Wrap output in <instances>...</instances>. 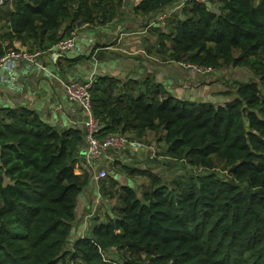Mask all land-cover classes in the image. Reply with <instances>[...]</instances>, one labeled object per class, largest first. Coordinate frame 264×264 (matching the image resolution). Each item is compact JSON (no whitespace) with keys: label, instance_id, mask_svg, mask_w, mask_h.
Segmentation results:
<instances>
[{"label":"trees","instance_id":"trees-1","mask_svg":"<svg viewBox=\"0 0 264 264\" xmlns=\"http://www.w3.org/2000/svg\"><path fill=\"white\" fill-rule=\"evenodd\" d=\"M131 2L5 0L0 58L17 50L13 42L37 52V59L77 32L98 35L119 31L125 18L133 26L142 20L155 35L160 64L148 55L106 53L114 36L95 37L87 54H64L56 66L62 71L84 58L95 67L80 80L91 82L99 136L140 140L152 131L163 141L165 159L200 172L165 180L135 160L130 164L131 156L117 159L148 184L136 189L128 175L117 179L124 172L115 166L98 182L115 205L71 241L77 198L91 181L81 154L84 128L57 126L27 104H3L0 264H264V0ZM137 61L138 74L129 72ZM241 68L252 78L231 79L215 96L195 97L209 86L198 80L202 70L219 82L221 70Z\"/></svg>","mask_w":264,"mask_h":264},{"label":"crops","instance_id":"crops-1","mask_svg":"<svg viewBox=\"0 0 264 264\" xmlns=\"http://www.w3.org/2000/svg\"><path fill=\"white\" fill-rule=\"evenodd\" d=\"M103 31L109 32L107 29H104ZM103 31L98 35L90 29H86L79 33L77 32L75 34L74 46L70 50L61 53H58V51L54 53L53 50L41 54L38 58H41L42 62L37 61V59L36 63L23 59L12 60L15 63V70L17 73L10 78L7 84L3 82L5 86L0 83L3 86L0 85V104H27L30 107L36 108L49 122L57 126L59 124L66 126L71 124V121L75 120L78 121L76 124L80 126L79 120L81 121L83 119L80 108H78L76 104H73L74 106L71 107V104L68 103L64 95L62 82L73 80L82 81L83 78L87 77L86 74L89 73V69L95 70V67L90 66L89 62L82 58L76 66L65 67L66 65H63L64 67L62 68V71H60L56 66V60L63 57L62 55L64 54V56L68 58L87 54L91 46L90 44L95 40V37L106 39V37L102 36ZM114 45L109 46L106 53L113 52ZM13 46L17 48V50H25L20 46L19 42H13ZM104 70L105 72H109V69L107 68ZM130 71L131 69L129 72ZM92 72L93 71L91 70L90 73L92 74ZM19 73L24 77L23 81L18 80ZM88 76H90V74ZM81 154L84 155L87 162L88 159L85 154ZM127 156L129 155L124 153L109 154V158L101 156L100 158L95 159L94 165L97 169L101 167H111L114 163L113 161L117 158L120 159V162L123 160L127 161ZM87 163V167H89V160ZM136 166H142V164H136ZM90 170L91 181L77 198L75 223H73L71 230L73 238H71L70 233L71 241L77 237L85 235L94 222L105 219L109 208L114 206L113 203H109V201L114 200L113 198L108 199L101 195L98 185L99 179H96L94 171L92 169ZM122 177H124V173H119L117 179H121ZM129 181L130 179L128 178V182ZM107 253L111 256H115L116 254L114 251H108Z\"/></svg>","mask_w":264,"mask_h":264},{"label":"rangeland","instance_id":"rangeland-1","mask_svg":"<svg viewBox=\"0 0 264 264\" xmlns=\"http://www.w3.org/2000/svg\"><path fill=\"white\" fill-rule=\"evenodd\" d=\"M126 1V0H125ZM128 3L132 5L131 0H128ZM129 16L131 17V13H129ZM159 18H163V16H160ZM139 25L133 26L132 25V19L131 18H125L122 23V28H120L119 31L111 30L109 32L103 31L102 36L106 37V39H112L114 36H117L118 42L114 45V54H122L125 56H139L140 59L143 58L144 55H148V57L155 58L154 60H150L149 62L153 63H161V57L160 53H157L156 45H155V35L151 34L149 28L147 26H143L141 22L142 20L138 21ZM148 49L150 51H148ZM37 61L42 62L41 58L37 57ZM137 64L131 69L132 73L138 74L136 71V67L140 65V62L137 61ZM154 64V63H153ZM163 64V63H162ZM156 65V64H155ZM69 66V65H68ZM73 67V65L71 66ZM154 67V66H153ZM152 67V68H153ZM154 69V68H153ZM201 70V69H199ZM170 71V69L168 70ZM208 71V70H205ZM200 75L199 81L203 82H209V86L205 88V91H202L200 95H196L198 99L200 98H206L208 97V94L211 96H215L214 93H218V89L220 88V84H228V86L231 84V79H240V80H247L252 78V75L245 69H229V70H221L218 73V78L220 79L219 82L216 80V74L214 72H205L202 70ZM23 76L19 73L18 80L23 81ZM20 81V82H21ZM4 86L5 84L1 81ZM2 84H0L2 86ZM186 85H190V83H186ZM261 92L264 93V82L259 83ZM3 87V86H2ZM65 98L67 100L66 93L64 91ZM1 98V97H0ZM69 104H71V107L75 105L72 101L67 100ZM74 104V105H73ZM1 106V104H0ZM9 106H12L9 105ZM54 118V116H53ZM157 136L152 131H147L146 135L142 138H140V141L144 143V148L141 150L140 154L138 155L137 152H128L129 155H131V162L130 164L134 163L133 157H136V159L140 162L138 164H143L142 166H139V168H144V166L150 167L153 169V171L157 172L163 179L167 180L172 175H175L177 173H188L189 175H193L194 172H200V169H197L193 166H190L184 162L181 161H174L172 159L164 158V144L163 141L158 138L156 140ZM154 151L155 158L153 160H150L148 155ZM134 153V154H133ZM118 160H115L113 165L111 167H105L107 174L111 173L113 170H115V166L119 165L120 163H117ZM129 164V165H130ZM135 165V164H134ZM133 166V165H132ZM121 169V166H120ZM190 169V170H189ZM122 172H124V175H128L133 181L130 180L129 183L134 186L136 189H140L144 184H148V181L140 174L136 173H130L128 174L127 171L125 172L124 169H121ZM109 203H113L115 205V200L109 201ZM75 223V220L73 221ZM71 238L72 232H71ZM112 252L114 250H111Z\"/></svg>","mask_w":264,"mask_h":264},{"label":"built area","instance_id":"built-area-1","mask_svg":"<svg viewBox=\"0 0 264 264\" xmlns=\"http://www.w3.org/2000/svg\"><path fill=\"white\" fill-rule=\"evenodd\" d=\"M5 0H0V7ZM202 1V0H199ZM75 43V34H72L63 40L59 41L54 46V52L61 53L70 50ZM37 52L29 53L26 50H9L5 55L0 58V65L6 63L7 61L15 59H23L29 62L36 63ZM63 89L66 93L67 100L72 101L80 108L83 119L80 121V126L84 128L86 146L83 149L84 154L89 160L90 169L94 171L95 178L101 179L107 175L104 168H96L95 159L105 156L109 158V154H128V152H137L139 155L141 150L144 148V143L140 140L130 139L128 135L124 134H106L104 136H99V130L101 123L97 117L92 113L91 101H90V85L91 82L87 81H68L62 82ZM76 124L78 121H71ZM77 125V124H76ZM134 154V153H133ZM115 155V154H114ZM131 156V155H129ZM149 159L155 157L154 151L148 155ZM119 159V158H117ZM116 159V160H117ZM137 163H140L136 157L134 159ZM115 161V160H114ZM113 161V162H114ZM126 161V160H123ZM69 264H74L70 262ZM141 264H149L148 262H142Z\"/></svg>","mask_w":264,"mask_h":264},{"label":"water","instance_id":"water-1","mask_svg":"<svg viewBox=\"0 0 264 264\" xmlns=\"http://www.w3.org/2000/svg\"><path fill=\"white\" fill-rule=\"evenodd\" d=\"M54 53H56V52H54ZM40 54H39V56H40ZM14 61H12V60L7 61L6 63L0 65V82L2 81V82H5V84H7L9 82L10 78L14 74L17 73V71L15 70ZM5 75H6V77H5ZM83 152H84V150H82L81 153H83Z\"/></svg>","mask_w":264,"mask_h":264}]
</instances>
